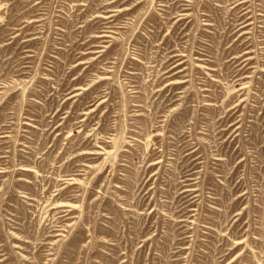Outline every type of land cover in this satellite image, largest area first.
<instances>
[{
    "label": "rangeland",
    "instance_id": "obj_1",
    "mask_svg": "<svg viewBox=\"0 0 264 264\" xmlns=\"http://www.w3.org/2000/svg\"><path fill=\"white\" fill-rule=\"evenodd\" d=\"M0 264H264V0H0Z\"/></svg>",
    "mask_w": 264,
    "mask_h": 264
}]
</instances>
